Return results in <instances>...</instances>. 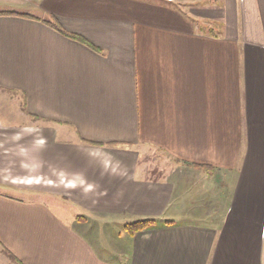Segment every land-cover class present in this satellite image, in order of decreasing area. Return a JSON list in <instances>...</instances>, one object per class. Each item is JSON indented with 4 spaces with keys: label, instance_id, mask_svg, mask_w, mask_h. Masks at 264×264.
<instances>
[{
    "label": "crops",
    "instance_id": "0c3cea01",
    "mask_svg": "<svg viewBox=\"0 0 264 264\" xmlns=\"http://www.w3.org/2000/svg\"><path fill=\"white\" fill-rule=\"evenodd\" d=\"M0 108L94 227L156 221L84 235L89 216L0 192L1 264H264V0H0ZM153 149L181 165L160 176Z\"/></svg>",
    "mask_w": 264,
    "mask_h": 264
},
{
    "label": "rangeland",
    "instance_id": "374dc122",
    "mask_svg": "<svg viewBox=\"0 0 264 264\" xmlns=\"http://www.w3.org/2000/svg\"><path fill=\"white\" fill-rule=\"evenodd\" d=\"M14 102L15 100H13V104ZM0 119L5 120V115L2 114L1 108ZM37 120L38 118L34 119V116H28L22 121L16 120L15 123L37 124ZM27 128L19 129L16 127L14 130L11 129L9 131L10 133L7 134L9 138H6V135H0V192L21 199L43 200L52 205H55V203H61L65 205V211L68 212L67 219L71 221L72 224L74 222L71 220V216L74 214L84 217L89 216L86 224H81V226L76 224L75 226L76 229L84 235L91 232L100 237H106L111 230H116V233L120 231L125 234V231H123L124 229L122 230L120 226L109 228L103 224H101V226L95 224L96 226L94 227V224L92 223H97L99 220H97L93 212L86 211L82 205H75L69 200L66 201V199L72 198L69 194L61 193L56 195L54 192H49L50 189L48 186L42 185L41 182L43 179L37 175L39 159L37 153L33 151L36 147L35 145H37L39 141L38 130L33 126ZM2 134H6V132ZM11 135L14 136V140H11ZM149 152L146 160L149 161V166L152 171L156 169V172H160L158 173L160 176L163 174H165L164 177L167 176L168 172H170L168 168L172 163H174V166L181 165L175 159L168 158V155L160 150L153 149L152 152ZM34 169H36V172H34ZM191 183L192 188H195L193 193H198L200 190L204 192L207 187L205 186L200 189L204 185L205 180L204 182L198 179L195 181L191 180ZM66 188L69 189V187ZM204 193H206L209 198L210 195L208 191ZM61 213L63 214L64 212ZM177 217L182 221H188V217L185 214L178 215ZM1 263L2 260L0 259V264Z\"/></svg>",
    "mask_w": 264,
    "mask_h": 264
},
{
    "label": "trees",
    "instance_id": "16d2710c",
    "mask_svg": "<svg viewBox=\"0 0 264 264\" xmlns=\"http://www.w3.org/2000/svg\"><path fill=\"white\" fill-rule=\"evenodd\" d=\"M25 17H31L29 15H24ZM45 23L47 25H49L52 29H54L55 31H57L58 33H60L61 35L68 37L70 39L79 41V42H83L86 43L85 39L77 34L71 33L66 31L62 25L55 19V18H48ZM92 144H97L94 142H89ZM200 167H202L203 169L206 170H210L209 166H205V165H199ZM169 223V222H166ZM154 226H156V221L154 219H142V220H136L130 223L125 224L124 226V230L127 233L133 234L136 233L138 231H143L146 229H150L153 228Z\"/></svg>",
    "mask_w": 264,
    "mask_h": 264
}]
</instances>
